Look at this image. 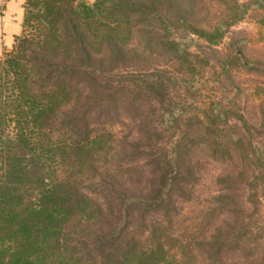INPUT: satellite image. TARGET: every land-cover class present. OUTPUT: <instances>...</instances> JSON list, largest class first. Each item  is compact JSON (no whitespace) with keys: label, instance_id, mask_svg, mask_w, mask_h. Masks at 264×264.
<instances>
[{"label":"trees","instance_id":"1","mask_svg":"<svg viewBox=\"0 0 264 264\" xmlns=\"http://www.w3.org/2000/svg\"><path fill=\"white\" fill-rule=\"evenodd\" d=\"M23 9L0 56V264H212V244L186 232L176 207L189 177L180 124L195 121L179 78L112 82L97 59L103 43L118 57L128 16L144 21L147 4L24 0ZM119 98L146 108L135 141L90 120Z\"/></svg>","mask_w":264,"mask_h":264},{"label":"rangeland","instance_id":"2","mask_svg":"<svg viewBox=\"0 0 264 264\" xmlns=\"http://www.w3.org/2000/svg\"><path fill=\"white\" fill-rule=\"evenodd\" d=\"M138 2L147 14L128 16L131 35L118 57L102 44L105 78H179L177 95L195 118L190 129L180 124L182 175L189 176L176 203L181 225L210 241L212 264H264V0ZM173 39L189 54L177 56L167 44ZM145 111L119 98L89 117L135 141Z\"/></svg>","mask_w":264,"mask_h":264},{"label":"crops","instance_id":"3","mask_svg":"<svg viewBox=\"0 0 264 264\" xmlns=\"http://www.w3.org/2000/svg\"><path fill=\"white\" fill-rule=\"evenodd\" d=\"M24 0H0V56L12 48L14 36L20 32Z\"/></svg>","mask_w":264,"mask_h":264}]
</instances>
